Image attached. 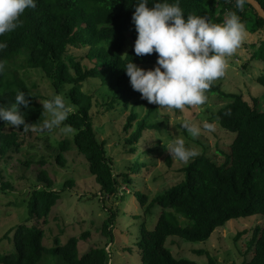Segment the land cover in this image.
I'll list each match as a JSON object with an SVG mask.
<instances>
[{
	"label": "trees",
	"instance_id": "trees-1",
	"mask_svg": "<svg viewBox=\"0 0 264 264\" xmlns=\"http://www.w3.org/2000/svg\"><path fill=\"white\" fill-rule=\"evenodd\" d=\"M258 1L264 8V0ZM136 2L37 0V7L26 9L21 16L20 27L0 36V42L7 44V48L0 51V62L5 65L4 74L0 75V105L8 106L17 92L30 95L27 97L29 107L21 106V111L26 123L39 127L45 118L43 107L21 72L40 68L46 77L52 79L55 88L72 84L68 96L75 110L68 115L65 125H70L76 132L71 138L55 142L59 148L56 160L64 165L65 152L75 148L88 162L90 173L104 197L116 195L122 187L121 182L131 185V175L140 173L145 163L136 160L130 171L115 174L106 141L97 136L91 115V96L83 94L81 87L89 78L99 79L111 89V103L115 100L129 102L140 94L133 90L124 67L131 61L137 66L156 65L157 54L137 57L134 53L138 34L132 15ZM154 2L149 0L148 7H153ZM179 2L185 17L206 16L213 23H223L227 12L235 11L248 32L264 31L263 18L249 3L239 11L235 0ZM129 39L132 43L126 49ZM71 47L86 50L82 57H77L69 52ZM22 51L28 55L27 59L21 57ZM18 59L23 60L22 64H16ZM252 59L264 61V41L254 50ZM84 60L88 64L83 63ZM23 73L27 77L26 71ZM257 81L264 87V75L257 77ZM211 93L226 100L213 116L221 128L234 133L235 137L228 152L217 150L224 158L220 163L205 153L199 154L180 168L182 179L178 183L157 193L150 201L146 194L135 192L145 214H152L154 207H160L154 227L149 230L142 225L138 237L137 244L145 264H199L174 257L166 246L168 238L178 236L189 242L205 241L231 219L253 215H260L263 224L253 228L246 244V253H252V257H246L241 264H264V110L259 108L258 99L254 98L253 105H250L241 93H227L212 85L206 95ZM159 129V124L150 123L147 116L138 119V114L132 111L124 125V131H130L126 142L135 151L145 132ZM20 133H24L23 126L13 129L0 120V157L20 149ZM36 179L38 187L36 185L29 194L28 207L30 217L42 222L19 224L14 231L15 251L0 254V264H38L47 255L58 257L59 264H110L111 252L106 247L114 239L110 226L115 213L111 211L102 224V232L107 238L104 244L80 254L78 242L89 235L86 231L79 236H70L64 244L56 236L53 246L48 247L43 243V225L47 224L61 191L56 189L55 182L44 169L39 171ZM1 186L3 189L10 187L6 182ZM194 252L207 255L204 264H220L216 256L204 249Z\"/></svg>",
	"mask_w": 264,
	"mask_h": 264
},
{
	"label": "rangeland",
	"instance_id": "rangeland-1",
	"mask_svg": "<svg viewBox=\"0 0 264 264\" xmlns=\"http://www.w3.org/2000/svg\"><path fill=\"white\" fill-rule=\"evenodd\" d=\"M263 41V30L247 31L245 42L232 56L227 57L225 75L212 83V86H218L227 93H241L250 105H253L254 98L258 99L259 108L262 110L264 87L257 81V77L264 75V61L252 59V54ZM131 43L129 39L125 48L128 49ZM85 50L71 47L69 52L82 57ZM21 57L27 59L28 55L22 51ZM22 61L18 59L16 64H22ZM83 63L88 64V61L84 60ZM155 66L145 64L138 67L148 70ZM25 71L27 77L23 76ZM21 73L34 94L38 95L41 105L58 94L72 108L70 113L75 110L68 96L72 84L66 83L55 88L52 79L46 77L40 68L25 69ZM81 91L91 96V115L97 136L106 141L115 174L130 171L136 160L145 163V166L140 173L131 175L130 187L121 182L122 187L116 195L104 197L95 177L90 173L88 162L75 148L65 152L64 165L57 162V141L71 138L76 132L73 129L72 133H62L61 128L65 121L60 128L51 131L20 133V149L0 157V254L14 253V231L19 224L42 222L36 219L34 221L30 217L28 200L33 188L36 185L38 187L36 178L39 171L44 169L55 182L56 189L61 191L60 199L49 213L47 224L43 225V243L46 246H53L56 236L64 244L70 236H79L86 231L89 235L78 242L80 254L91 247L104 244L107 238L102 232V224L113 211L116 216L110 228L114 239L106 247L111 252L110 264H145L137 244L138 237L142 225L149 230L154 227L160 207H154L152 214H145L134 194L144 193L150 201L157 193L182 179L180 168L185 164L173 158L169 160L171 156L167 151L169 144L177 136L185 140L186 147L195 149L199 154L205 153L217 163L224 160L217 150L228 152L235 134L221 128L213 115L226 100L211 93L207 95L205 105L185 106L181 111L158 109V105L141 99V94L129 102L115 100L111 103V89L101 84L99 79H87L83 82ZM132 111L138 114V119L147 116L150 123L160 125L158 131L145 132L135 151L126 142L130 131H124V125ZM44 117V120L51 119V114L44 112ZM184 121L200 126L201 135L192 138L182 127ZM204 123L213 124L215 131L204 130ZM2 182L10 187L3 189ZM259 224H263L260 215L235 218L224 228L213 232L205 241L189 242L178 236H170L166 246L174 257L193 260L199 264L207 262L208 257L194 252L198 249H204L216 256L220 264H241L246 257H252V253H246V244L251 238L253 228ZM59 263L58 257L47 255L38 264Z\"/></svg>",
	"mask_w": 264,
	"mask_h": 264
},
{
	"label": "clouds",
	"instance_id": "clouds-1",
	"mask_svg": "<svg viewBox=\"0 0 264 264\" xmlns=\"http://www.w3.org/2000/svg\"><path fill=\"white\" fill-rule=\"evenodd\" d=\"M248 0H235V7L244 10ZM149 0H137L132 21L137 38L134 53L137 57L157 54L156 66L145 70L135 63L128 62L124 69L130 78L133 90L141 94V99L149 104L158 105V109L181 110L185 106L205 105L206 93L212 83L225 75L227 57L232 56L245 42L247 30L240 16L229 11L223 23H213L210 18L199 15H187L180 7L179 0H155L148 7ZM37 0H0V36L15 31L21 26V16L26 9H35ZM7 44L0 42V51ZM5 65L0 62V75ZM24 92H17L14 101L8 106L0 105V120L6 127L23 132H47L60 128L67 120L72 108L62 95H53L42 103L43 111L51 114L39 127L25 122L21 106L28 108L30 101ZM170 123V122H169ZM182 127L192 138L201 135V127L184 121ZM203 129L215 131L213 124L204 123ZM61 132H73L70 125H64ZM171 158L188 164L199 153L186 147L185 140L177 136L167 149ZM129 191V190H128Z\"/></svg>",
	"mask_w": 264,
	"mask_h": 264
},
{
	"label": "water",
	"instance_id": "water-1",
	"mask_svg": "<svg viewBox=\"0 0 264 264\" xmlns=\"http://www.w3.org/2000/svg\"><path fill=\"white\" fill-rule=\"evenodd\" d=\"M248 3L255 9L257 14L264 20V8L258 0H248Z\"/></svg>",
	"mask_w": 264,
	"mask_h": 264
}]
</instances>
